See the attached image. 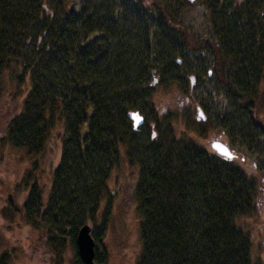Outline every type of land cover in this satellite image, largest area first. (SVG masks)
Wrapping results in <instances>:
<instances>
[{"label": "trees", "instance_id": "trees-1", "mask_svg": "<svg viewBox=\"0 0 264 264\" xmlns=\"http://www.w3.org/2000/svg\"><path fill=\"white\" fill-rule=\"evenodd\" d=\"M201 2L209 31L196 37L180 21L183 0L147 2L151 22L133 8L142 0H0V72L12 65L24 91L10 113L8 141L30 161L55 139L60 147L47 194L37 184L28 190L27 217L48 216L69 231L53 235L74 237L94 222L115 170L134 196L136 264H252L239 219L252 210L256 174L245 157L223 158L176 131L170 112L151 103L156 87L179 76L185 49L207 51L210 73L238 115L241 135L227 123L224 133L231 142L260 143L264 0ZM148 108L153 121L145 117L134 129L128 111ZM74 250V264H83Z\"/></svg>", "mask_w": 264, "mask_h": 264}, {"label": "rangeland", "instance_id": "rangeland-1", "mask_svg": "<svg viewBox=\"0 0 264 264\" xmlns=\"http://www.w3.org/2000/svg\"><path fill=\"white\" fill-rule=\"evenodd\" d=\"M149 1L142 0L144 7L137 3L133 8L135 11L139 9L142 20L151 22L150 17L154 14L152 6L147 3ZM179 17L196 37L208 34L209 23L201 0H183ZM181 57L179 76H175L170 86L163 84L152 92V108L157 112H170L176 131L194 136L206 148L211 149L209 142L218 136L233 148L236 161L245 157V164L256 174L257 181L252 210L242 214L239 221L250 234L252 264H264V134H260V143L252 141L248 145L241 143L239 137L231 142L222 125L227 123V128L234 126L236 136L241 135L236 128L238 115L233 99L209 72L212 67L209 52L187 48ZM3 70L0 72V258L5 260V264H74L76 234L74 237L53 235L54 230L63 234L69 231H66V226L54 225L48 216L39 217L38 222H34L24 214L23 202L32 185L37 184L43 196L47 194L60 147L58 139H55L36 156L38 159L30 161L32 157L24 148L8 141L10 113L15 107V98L18 99L19 93L24 94V91L19 88L18 70L12 65L5 66ZM183 70L186 73L182 76ZM9 90L13 92H6ZM197 107L212 121L198 119ZM145 110L146 119L153 121L154 113L149 108ZM260 115L264 121V107ZM114 174L115 170H112L105 181L108 190L103 191L96 218L90 223L95 259L100 264H136L141 236L138 214L132 207L131 183Z\"/></svg>", "mask_w": 264, "mask_h": 264}, {"label": "water", "instance_id": "water-1", "mask_svg": "<svg viewBox=\"0 0 264 264\" xmlns=\"http://www.w3.org/2000/svg\"><path fill=\"white\" fill-rule=\"evenodd\" d=\"M197 118L204 119L203 111L198 107L196 111ZM128 117L132 120L134 129L138 128L143 122V115L138 110H129ZM212 150L217 154L226 158H232L234 152L232 148L219 138H213L209 142ZM77 254L83 264H97L94 260V240L91 236V226L88 223H83L79 226L76 234Z\"/></svg>", "mask_w": 264, "mask_h": 264}, {"label": "bare ground", "instance_id": "bare-ground-1", "mask_svg": "<svg viewBox=\"0 0 264 264\" xmlns=\"http://www.w3.org/2000/svg\"><path fill=\"white\" fill-rule=\"evenodd\" d=\"M212 152V151H211ZM220 157V156H219Z\"/></svg>", "mask_w": 264, "mask_h": 264}]
</instances>
